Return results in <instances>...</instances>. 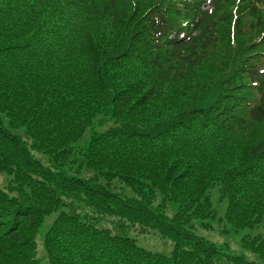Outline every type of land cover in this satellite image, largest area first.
<instances>
[{"label":"trees","instance_id":"trees-1","mask_svg":"<svg viewBox=\"0 0 264 264\" xmlns=\"http://www.w3.org/2000/svg\"><path fill=\"white\" fill-rule=\"evenodd\" d=\"M0 172V264H264V0H0Z\"/></svg>","mask_w":264,"mask_h":264},{"label":"rangeland","instance_id":"rangeland-1","mask_svg":"<svg viewBox=\"0 0 264 264\" xmlns=\"http://www.w3.org/2000/svg\"><path fill=\"white\" fill-rule=\"evenodd\" d=\"M207 8L208 5L205 4L203 6ZM18 131V130H14ZM9 179V175L5 172H0V188L4 187L7 184ZM117 184V183H116ZM118 185V184H117ZM114 186L113 190H119L118 187ZM217 207V206H216ZM171 212H168V215H171ZM52 216H48L47 220L49 221ZM41 227L39 233L43 232V227ZM224 222H215L211 228H205L201 226H197L195 232L197 235H201L208 240L212 241L219 249L227 254L234 255H244L248 259H256L255 254L244 249L241 245V236L243 234L242 231H232L227 230ZM256 232L264 233V228L261 227ZM137 238V242L139 245L148 248L153 251L165 252L168 253L172 248V241L168 238L162 237L156 233H146V234H132Z\"/></svg>","mask_w":264,"mask_h":264}]
</instances>
